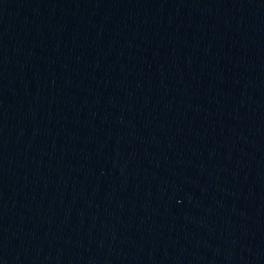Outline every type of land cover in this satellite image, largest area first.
<instances>
[{
  "label": "water",
  "instance_id": "obj_1",
  "mask_svg": "<svg viewBox=\"0 0 264 264\" xmlns=\"http://www.w3.org/2000/svg\"><path fill=\"white\" fill-rule=\"evenodd\" d=\"M0 264H264V0H0Z\"/></svg>",
  "mask_w": 264,
  "mask_h": 264
}]
</instances>
